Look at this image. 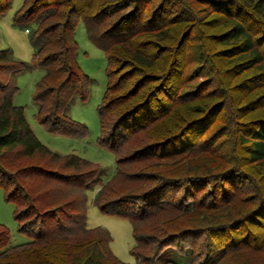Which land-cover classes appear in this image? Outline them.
<instances>
[{
    "label": "trees",
    "instance_id": "1",
    "mask_svg": "<svg viewBox=\"0 0 264 264\" xmlns=\"http://www.w3.org/2000/svg\"><path fill=\"white\" fill-rule=\"evenodd\" d=\"M79 20L107 60L97 139L117 157L105 179L41 142L13 102L16 76L40 67L36 119L86 133L70 116L92 81ZM12 23L33 51L0 46V186L30 239L7 244L0 223V264H126L110 231L86 223L94 188L100 211L129 221L139 262L264 264V0H21Z\"/></svg>",
    "mask_w": 264,
    "mask_h": 264
},
{
    "label": "rangeland",
    "instance_id": "2",
    "mask_svg": "<svg viewBox=\"0 0 264 264\" xmlns=\"http://www.w3.org/2000/svg\"><path fill=\"white\" fill-rule=\"evenodd\" d=\"M20 2L21 0H13L11 6L0 16V46H9L16 56L28 59L33 51L28 35L23 28L12 23V13ZM74 35L78 44L77 62L80 68L92 78V81L89 86L87 99H75L71 104L70 116L85 124L86 133L78 136L52 133L47 131L36 119V104L32 101L31 95L35 81L42 73L40 67L28 68L16 76L15 81L18 89L13 95V102L24 106L25 116L29 125L41 142L58 152H75L97 162L104 168L102 179H105L114 172L115 159L117 157L114 152L107 146L100 144L97 139L100 132V122L96 106L100 102L107 82L105 71L107 64L106 54L88 39L81 20L77 23ZM95 190L96 188L86 192L87 225L100 224L110 231L112 238L109 242V247L119 260L126 264H145L137 261L130 252L133 236L129 221L122 216L100 211L92 202ZM13 209L12 202L4 198V190L0 186V223L8 230L7 244L21 243L30 239V236L18 230V223L13 216ZM255 231L260 233H258L259 236L263 232L259 229ZM3 247H0V249ZM166 264L176 263L168 261Z\"/></svg>",
    "mask_w": 264,
    "mask_h": 264
}]
</instances>
